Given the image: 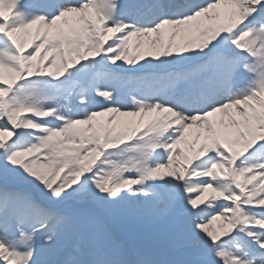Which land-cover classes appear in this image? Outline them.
<instances>
[{"label": "snow or ice", "instance_id": "snow-or-ice-1", "mask_svg": "<svg viewBox=\"0 0 264 264\" xmlns=\"http://www.w3.org/2000/svg\"><path fill=\"white\" fill-rule=\"evenodd\" d=\"M0 264H264V0H0Z\"/></svg>", "mask_w": 264, "mask_h": 264}, {"label": "rangeland", "instance_id": "rangeland-1", "mask_svg": "<svg viewBox=\"0 0 264 264\" xmlns=\"http://www.w3.org/2000/svg\"><path fill=\"white\" fill-rule=\"evenodd\" d=\"M151 226L152 225H149L142 221H138L135 219H128L123 222L121 228L125 230H129L130 232H133L136 235L143 236Z\"/></svg>", "mask_w": 264, "mask_h": 264}, {"label": "bare ground", "instance_id": "bare-ground-1", "mask_svg": "<svg viewBox=\"0 0 264 264\" xmlns=\"http://www.w3.org/2000/svg\"><path fill=\"white\" fill-rule=\"evenodd\" d=\"M125 242V241H124Z\"/></svg>", "mask_w": 264, "mask_h": 264}]
</instances>
